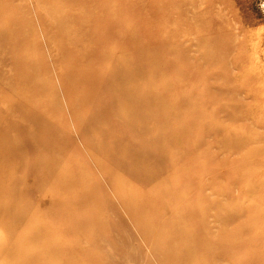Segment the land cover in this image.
I'll return each instance as SVG.
<instances>
[{"label": "rangeland", "instance_id": "374dc122", "mask_svg": "<svg viewBox=\"0 0 264 264\" xmlns=\"http://www.w3.org/2000/svg\"><path fill=\"white\" fill-rule=\"evenodd\" d=\"M0 264H264V0H0Z\"/></svg>", "mask_w": 264, "mask_h": 264}]
</instances>
